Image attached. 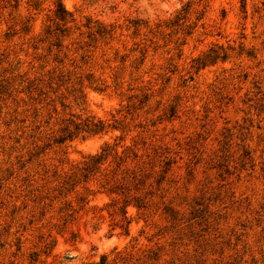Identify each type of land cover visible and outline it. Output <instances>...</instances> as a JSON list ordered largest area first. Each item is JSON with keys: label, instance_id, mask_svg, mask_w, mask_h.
<instances>
[{"label": "clouds", "instance_id": "clouds-1", "mask_svg": "<svg viewBox=\"0 0 264 264\" xmlns=\"http://www.w3.org/2000/svg\"><path fill=\"white\" fill-rule=\"evenodd\" d=\"M0 264H264V0H0Z\"/></svg>", "mask_w": 264, "mask_h": 264}]
</instances>
